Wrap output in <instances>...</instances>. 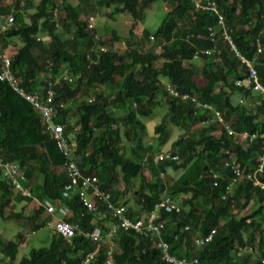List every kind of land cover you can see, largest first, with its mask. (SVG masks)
I'll return each instance as SVG.
<instances>
[{
  "label": "trees",
  "instance_id": "obj_1",
  "mask_svg": "<svg viewBox=\"0 0 264 264\" xmlns=\"http://www.w3.org/2000/svg\"><path fill=\"white\" fill-rule=\"evenodd\" d=\"M30 1L23 0L20 4L19 0H13L0 5V16L9 12L13 15V26L0 34V47L9 55L10 70L25 90H35L43 97L47 81L50 82L51 104L56 110L53 121L64 125L65 135H72L75 142L72 160L80 171L96 175L99 187L110 194L114 203H121L116 184L126 190L132 179L138 177L132 204L127 207L131 218L149 212L163 192L171 197L184 194L178 212L161 214L165 219L162 239L168 242L169 252L174 256H192L199 264H259L264 258V228L256 218L264 211V186L253 184L252 178L247 177L259 163V139L249 142L237 133H227L217 122H207L214 115L211 110L174 98L165 89L168 83L179 94L193 96L201 104L210 105L235 132L263 131V122L259 119L260 99H253L247 89L234 84V80L243 77L245 67L218 32L213 54L191 58L194 50L212 45L206 39V29L215 23L216 15L193 11L189 0H165L168 10L157 27L153 31L144 29L136 38L130 26L127 37L122 39L125 46L120 49L111 46L119 41L112 28L103 27L109 34L106 40L95 32L94 24L87 27L89 15L84 3L89 0H77L75 5L70 0H39L25 21L23 13L32 4ZM152 1L95 0V4L110 7L111 16L127 12L134 21ZM215 2L232 42L241 56L253 58V67L264 87V0ZM56 25L69 36L66 45L55 33ZM43 34L46 40H36ZM94 35L98 38L94 39ZM149 38L158 46V52L143 46ZM256 43L261 48L258 54ZM96 44L108 48L100 52L93 49ZM86 50H89L90 61L85 58ZM46 60L51 62L49 77ZM194 60L197 63H193ZM64 74L72 79H61ZM232 94L245 100L235 104ZM160 101L166 105L168 117L153 127V132L158 134L156 148H153L142 140L145 125L141 118L149 116L152 106ZM119 109L123 111L114 114ZM194 124L200 127L196 134L191 130ZM120 125L124 127L121 132ZM166 125L182 130L170 145L176 151L166 152L178 156L177 152L183 157L155 161L154 182L149 184L143 169L153 164V155L161 150ZM122 140L131 143L128 155L120 151ZM194 156L200 161L197 173L182 179L175 191L167 192L159 175L166 167L185 168ZM0 158L17 163L27 184L32 186L31 194L35 187L40 202L44 199L61 201L67 206L70 213L65 221L77 223L84 231L92 228L94 220L96 223L108 221V225L113 222L101 205L93 213L87 211L76 196H62L66 183L63 156L39 113L2 81ZM232 166L237 167L241 175L227 191ZM254 176L264 185V165ZM10 201L16 204L23 200L13 196L6 180L0 178V216L21 217L9 206ZM250 201L252 207L240 216L239 211ZM24 219L31 231L25 235L15 234V241L0 239V264H14L17 247L29 239V233L44 227L48 218L39 206ZM211 228H215L211 241L196 246L193 240L205 236ZM50 234L46 246L30 248L16 264H80L84 253L95 249L96 255L90 264H103L106 249L103 244L97 245L81 235L66 242L52 230ZM114 240L117 248L112 264H164L149 239L132 231L119 230ZM246 245L252 247V253H240Z\"/></svg>",
  "mask_w": 264,
  "mask_h": 264
},
{
  "label": "built area",
  "instance_id": "obj_2",
  "mask_svg": "<svg viewBox=\"0 0 264 264\" xmlns=\"http://www.w3.org/2000/svg\"><path fill=\"white\" fill-rule=\"evenodd\" d=\"M192 6L193 11H202V12H212L216 15V20L214 24L207 26L206 39L209 40L212 45L208 48L194 50L191 58L197 59L201 54L210 55L215 52V42L216 35L221 37V39L229 45L230 50L234 55L239 59L240 63L244 65L245 72L241 79L234 80L236 86H242L250 92V96L253 99H260L261 102V112L259 114V119L263 122L264 127V87L259 82L255 68L253 67V58L246 59L238 52L232 38L228 32V28L224 25L223 17L217 12V5L215 0H189ZM20 4L23 3V0H19ZM93 16L89 15L87 17V27H93ZM13 26V15L11 12L0 16V34L5 30ZM94 39H97L98 36L94 35ZM36 40L44 41V37H36ZM107 46L96 44L93 49L100 52H105ZM261 48L256 43V54L260 53ZM85 58L90 59L89 50L85 52ZM51 67V62L45 61V69L47 76L49 77V71ZM61 79L70 81L72 79L69 75L60 76ZM0 81L5 82L8 87L20 98L26 101L30 107L39 113L45 129L50 133L51 138L53 139L57 150L61 153L64 158V171L66 176V183L62 187V196L70 198L76 196L77 199L81 202L83 207L90 212L96 213L99 205L103 208L104 212H108L110 219L113 221L109 225H104L100 222L96 223L93 221L94 225L90 230H82L77 223H69L65 221V218L70 213V209L63 205L61 201H50L44 199L42 202L34 201L33 196L30 192V187L27 185L26 179L24 177L23 170L15 163L14 161L2 160L0 158V178L6 180L10 186L11 191L15 196H19L22 200H29L31 203V209H36L41 206L44 210V213L47 216L45 226L50 228L54 233L59 234L63 240L69 242L70 239L74 236L81 235L85 239L95 242L97 245L103 244L105 246V258L103 264H112L113 253L115 252L117 246L114 240L116 233L119 230L122 231H132L138 236H142L146 239H149L150 246L158 250L160 260L164 264H199L195 257H176L169 252V244L162 239V229L164 227L165 219L161 217L163 212H178L180 206L176 201L168 195L166 192H163L160 196V199L155 202L149 212L142 213L139 217L131 218L128 215L127 205L121 203H114L110 199V194L98 185V180L96 175L93 174H83L76 163L72 160L73 151L75 149V142L69 136L65 135L63 132L62 123H54L53 118L56 115V110L51 104L53 91L51 89V84L47 81V87L45 89L43 97L39 92L27 91L19 84L18 79L13 75L10 70V57L6 53L5 49L0 47ZM165 89L172 95L174 98H179L183 101H190L194 107H202L204 109L211 110L214 114L212 118H209L207 122H217L222 126L223 130L227 133H237L238 136L242 138H247L249 142H253L256 139L260 141L261 154L258 155L257 159L259 161L257 168L254 169L252 175L248 178H252L253 184H259L260 187L264 185L261 184L257 178H255L254 173L261 172V168L264 165V129L260 133H248L245 130L240 132H235L231 127L224 123L222 116L218 111H213L211 106L208 104H201L198 102L195 97L188 96L187 94H179L175 91L171 85L168 83L165 84ZM91 100L90 98L87 99ZM244 97H238L237 104H242ZM62 107L63 105H59ZM176 155H169L165 150H159L154 157L153 161H158L162 159L175 160ZM226 164V163H225ZM231 178L229 181L227 191L230 190V185L234 183L238 177H240V170L232 166L231 167ZM233 172V173H232ZM24 200V201H25ZM130 206V205H129ZM215 233V228H211L205 236L197 237L193 240V243L196 246L206 244L211 241L212 236ZM33 235L29 233L28 237ZM252 247L249 245L241 248L240 253H251ZM239 253V254H240ZM237 254V255H239ZM96 255V249L92 251L85 252L81 257L80 264H90V261L94 259ZM259 264H264V258H261Z\"/></svg>",
  "mask_w": 264,
  "mask_h": 264
},
{
  "label": "rangeland",
  "instance_id": "obj_3",
  "mask_svg": "<svg viewBox=\"0 0 264 264\" xmlns=\"http://www.w3.org/2000/svg\"><path fill=\"white\" fill-rule=\"evenodd\" d=\"M39 0H31L32 4L26 8V10L23 13L24 20L27 21L28 17L27 14L31 13L33 11V7L38 3ZM12 3L13 0H1L0 5H5V4H10ZM72 4H76L77 0H70ZM84 7H86L87 15H94V30L95 32L100 35V38H104L107 40L108 38V33L104 32V26H109L115 31V34L119 37V41L115 42L114 45H111L116 48L123 49L125 46V43H123L122 39H125L127 37V30L130 26H132V32L135 35L136 38L141 36V32L144 29H147L148 31H153L157 25L159 24L160 20L162 19L164 13L168 10V4L166 3L165 0H153L143 11L140 16V18L137 20H132L130 15L127 12H121V13H116L115 15L111 16V10L110 7H100L95 4V0H89L88 2L84 3ZM92 12V13H91ZM55 33L61 38L63 45H66L69 42V36L65 35L59 28L58 25L55 26ZM41 36V35H40ZM46 38V36L43 34V36ZM17 39V38H16ZM15 39V40H16ZM148 40L150 42H148ZM143 46H146L148 48H153L154 51H159L158 46L153 44L151 42L152 40L149 38ZM18 41V40H16ZM47 42V41H45ZM193 63H197L196 60H194ZM158 65V63H156ZM161 81H164L163 78H161ZM220 85V84H219ZM223 87L222 85H220ZM104 88V86H102ZM224 88V87H223ZM238 95L237 94H232L231 95V100L233 103L237 104L238 100ZM123 110H115L114 114H119ZM168 117V111L166 105L160 101L159 104H155L151 108L150 115L144 118H141L142 122L145 125V133L143 136V141L145 143H150L153 148H156V141L155 137L158 136V134L153 132V127L155 124L159 123L163 118L166 119ZM165 126V125H164ZM166 136L164 138V142L160 145V149L165 150V151H176L173 148H171V143L173 142L174 139L177 138V136L182 132L180 128L173 127L170 125H166ZM200 127H198L197 124H194L191 126V130L193 131L194 134H196L199 130ZM124 127L119 126V131H123ZM70 138H72V135H69ZM131 143L127 140H122V146L120 150L122 154L128 155L129 154V148H130ZM177 154V160H181L183 155ZM154 156V155H153ZM153 164L151 166H146L143 169V175L147 178L149 184H153V172L155 171V165L153 160ZM200 166V161L198 157L194 156L192 159L186 164L185 168L173 170L170 167H166L164 169L163 174L159 175L158 179L159 181L161 180L164 184V187L167 192L169 191H175L180 187V181L184 178H191L193 177ZM30 187V184H27ZM138 185V177H134L131 181V185L129 188L126 190H123L120 184H116L118 191L120 194L118 195V201L125 203L127 206L132 204V199H133V192L135 191L136 187ZM15 196V194H13ZM184 194H176L172 196L176 203L179 206H182L181 199L183 198ZM30 203V201H27ZM26 202V203H27ZM24 204L23 206L19 205H9L12 207L14 212H18L21 217L19 218H2L0 216V239L1 241H6V240H11L15 241V234L21 233L25 235L27 232L31 231L28 223L25 221V216L29 214L31 210V205ZM31 204V203H30ZM251 201L248 202L246 207L241 209L239 211V215H243L248 213L249 208H251ZM105 214L101 213V216H104ZM105 217V216H104ZM256 220L259 221L260 225L264 228V211L263 214H260L257 216ZM100 218V217H99ZM100 223L104 225H108V221L102 222L99 220ZM50 230L47 227H41L38 230L34 232L33 235L29 236V239H26L23 241L18 247H17V252L15 254V258L13 260L14 264H16L19 259L23 256L27 255V252L30 248H40L44 247L48 244L49 239H50Z\"/></svg>",
  "mask_w": 264,
  "mask_h": 264
},
{
  "label": "crops",
  "instance_id": "obj_4",
  "mask_svg": "<svg viewBox=\"0 0 264 264\" xmlns=\"http://www.w3.org/2000/svg\"><path fill=\"white\" fill-rule=\"evenodd\" d=\"M36 183V182H35ZM31 186V185H30ZM31 188H32V186H31ZM36 190V188L34 187V194L32 193V196H33V200L35 201H39V199H37V192L35 191ZM42 199V198H41ZM14 201V200H13ZM13 201H10L11 202V204H13ZM26 202H24V200L23 201H18V203H16V205H19L20 207L21 206H23L24 204H25ZM27 205H31L30 203H26ZM32 210V209H31ZM49 230H51L50 228H48ZM34 234V233H33Z\"/></svg>",
  "mask_w": 264,
  "mask_h": 264
},
{
  "label": "clouds",
  "instance_id": "obj_5",
  "mask_svg": "<svg viewBox=\"0 0 264 264\" xmlns=\"http://www.w3.org/2000/svg\"><path fill=\"white\" fill-rule=\"evenodd\" d=\"M240 97V96H239ZM154 157V156H153ZM152 160H153V158H152ZM252 253V252H251Z\"/></svg>",
  "mask_w": 264,
  "mask_h": 264
}]
</instances>
